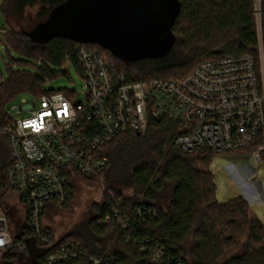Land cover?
<instances>
[{"label":"trees","instance_id":"16d2710c","mask_svg":"<svg viewBox=\"0 0 264 264\" xmlns=\"http://www.w3.org/2000/svg\"><path fill=\"white\" fill-rule=\"evenodd\" d=\"M66 1L2 0L5 25L0 28V43L20 57H11L8 77L0 79V127L8 120L6 104L13 98L23 93L40 97L48 91L44 89L48 80L68 74L63 69L68 63L81 74L79 45L108 54L132 81L181 78L206 60L236 54H251L261 65L257 18H261L264 52V0H260V15L257 0H180L181 11L173 26V48L163 57L130 63L96 42H78L64 36L43 43L31 40L26 32L45 22ZM34 7L37 10L33 25L27 29L23 21ZM180 130L173 121L150 118L146 132L139 135L127 131L116 136L103 149L110 161L106 187L123 198L129 210L161 207L158 216L143 223L140 233L165 247L168 264L178 260L184 264H264L263 221L250 213L242 195L226 202L218 200V186L210 169L213 151L203 148L185 152L174 142ZM1 140L0 179L4 180L9 151ZM127 188H132L133 193L127 194ZM113 205L104 194L103 202L94 205L96 215L63 236L60 243L72 239L86 254L115 256L123 264H133L130 254H139L125 243L122 231L100 224ZM25 228L12 221L16 242L24 239ZM54 248L42 249L30 243L24 251L10 249L2 264H44L45 254ZM58 264H89V260L81 256Z\"/></svg>","mask_w":264,"mask_h":264},{"label":"built area","instance_id":"2783aa9c","mask_svg":"<svg viewBox=\"0 0 264 264\" xmlns=\"http://www.w3.org/2000/svg\"><path fill=\"white\" fill-rule=\"evenodd\" d=\"M257 24L260 66L251 54H236L206 60L181 78L132 81L108 54L79 45L82 100H72L76 91L48 90L37 99L23 100L13 111L6 109L8 120L0 127V140L9 151L5 179H0V264L10 249L24 251L30 243L42 249L55 247L45 254L44 264L81 256L89 264H123L115 256L86 254L75 240L60 243L62 237L44 223L50 204L67 208L73 201L72 180L78 176L99 182L103 196L110 197L114 205L100 224L122 231L125 243L138 251L139 257L130 254L133 264H168L165 247L140 233L161 207L127 209L124 199L106 187L110 161L103 149L123 132H146L150 118L167 119L180 125L174 142L185 152L250 151L264 163L261 18ZM11 201L25 215L24 239L17 242L12 234L15 219L9 215Z\"/></svg>","mask_w":264,"mask_h":264},{"label":"water","instance_id":"95a60500","mask_svg":"<svg viewBox=\"0 0 264 264\" xmlns=\"http://www.w3.org/2000/svg\"><path fill=\"white\" fill-rule=\"evenodd\" d=\"M180 11V0H68L26 33L39 43L57 36L96 42L130 63L173 48Z\"/></svg>","mask_w":264,"mask_h":264},{"label":"rangeland","instance_id":"374dc122","mask_svg":"<svg viewBox=\"0 0 264 264\" xmlns=\"http://www.w3.org/2000/svg\"><path fill=\"white\" fill-rule=\"evenodd\" d=\"M0 0V28L5 25V19L1 10ZM257 10H260V0H257ZM37 7L30 8L26 13L23 25L29 29L33 25V15ZM263 35V33H262ZM263 47V37H262ZM11 57L19 58L20 55L13 49H6L4 43H0V79L8 77V65L11 63ZM15 68L17 65L14 66ZM34 69V67H31ZM68 71L67 75L48 80L44 86L47 90L76 91L72 97L74 102L82 100V87L84 79L80 72L68 63L64 68ZM37 99L32 94L23 93L6 104V109L13 111L14 107L19 106L23 100L32 101ZM23 115H26L24 112ZM214 153V158L210 169L214 173L215 181L218 186L217 198L220 202H226L233 197L242 195L249 203L250 213L258 215L264 223V163L259 162L250 151ZM75 185V198L72 205L68 208H60L50 204L47 208V214L44 217V223L61 238L78 227L85 224L95 213V204L103 202V187L99 182L89 181L82 177H76L72 180ZM127 194H132V188L125 190ZM15 201V196H12ZM8 203L10 206L9 215L21 224L25 223V215L21 213L23 208L16 204Z\"/></svg>","mask_w":264,"mask_h":264}]
</instances>
